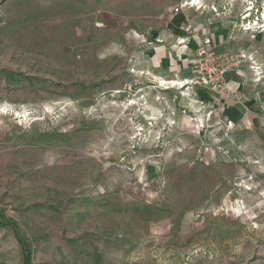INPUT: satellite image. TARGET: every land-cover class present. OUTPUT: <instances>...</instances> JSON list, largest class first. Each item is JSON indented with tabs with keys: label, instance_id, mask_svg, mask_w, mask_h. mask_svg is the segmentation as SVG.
<instances>
[{
	"label": "rangeland",
	"instance_id": "obj_1",
	"mask_svg": "<svg viewBox=\"0 0 264 264\" xmlns=\"http://www.w3.org/2000/svg\"><path fill=\"white\" fill-rule=\"evenodd\" d=\"M0 224V264H264V0H0Z\"/></svg>",
	"mask_w": 264,
	"mask_h": 264
},
{
	"label": "built area",
	"instance_id": "obj_2",
	"mask_svg": "<svg viewBox=\"0 0 264 264\" xmlns=\"http://www.w3.org/2000/svg\"><path fill=\"white\" fill-rule=\"evenodd\" d=\"M192 63L199 84L221 90L226 87V79L232 70L231 59L228 54L214 52L208 39L199 43Z\"/></svg>",
	"mask_w": 264,
	"mask_h": 264
},
{
	"label": "bare ground",
	"instance_id": "obj_3",
	"mask_svg": "<svg viewBox=\"0 0 264 264\" xmlns=\"http://www.w3.org/2000/svg\"><path fill=\"white\" fill-rule=\"evenodd\" d=\"M157 81H158V84H160L163 87L168 86L167 88H163L164 90H171V89L175 88L176 86L178 87V89H181L182 90L186 86H189L191 84H194V82L193 83H190L192 81H190L189 79H184V80H181V81H176V80L166 81V80H163V79H157ZM184 96L185 97H189V95L187 93Z\"/></svg>",
	"mask_w": 264,
	"mask_h": 264
},
{
	"label": "crops",
	"instance_id": "obj_4",
	"mask_svg": "<svg viewBox=\"0 0 264 264\" xmlns=\"http://www.w3.org/2000/svg\"><path fill=\"white\" fill-rule=\"evenodd\" d=\"M185 79H188V78H185ZM177 80L181 81V80H184V79H177ZM171 81H173V80H171Z\"/></svg>",
	"mask_w": 264,
	"mask_h": 264
},
{
	"label": "trees",
	"instance_id": "obj_5",
	"mask_svg": "<svg viewBox=\"0 0 264 264\" xmlns=\"http://www.w3.org/2000/svg\"><path fill=\"white\" fill-rule=\"evenodd\" d=\"M1 225H4V224H0V226H1ZM4 226H6V225H4Z\"/></svg>",
	"mask_w": 264,
	"mask_h": 264
}]
</instances>
